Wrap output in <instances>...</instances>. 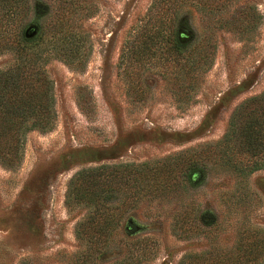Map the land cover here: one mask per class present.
Listing matches in <instances>:
<instances>
[{
	"label": "rangeland",
	"instance_id": "1",
	"mask_svg": "<svg viewBox=\"0 0 264 264\" xmlns=\"http://www.w3.org/2000/svg\"><path fill=\"white\" fill-rule=\"evenodd\" d=\"M62 1L20 0L13 24L23 38L28 27L38 28L27 41L53 81L56 119L50 131L26 134L17 167L0 164V264H178L201 253L205 262L194 264H219L236 259L224 254L235 252L245 229L263 246L264 264V169L239 179L212 158L197 182L182 176L183 159L220 141L233 110L264 92V0L184 11L187 50L176 66L159 50L141 61L128 51L151 0L80 3L72 24L83 56L66 64L50 35L46 43L39 38ZM252 7L263 18L254 29ZM227 21L249 31L240 34ZM14 46L1 49L0 69L11 63ZM142 164L161 169L136 187ZM101 165L123 171L108 206L122 215L109 225L103 254L80 256L87 240L76 229L92 209L67 201L68 184Z\"/></svg>",
	"mask_w": 264,
	"mask_h": 264
},
{
	"label": "trees",
	"instance_id": "2",
	"mask_svg": "<svg viewBox=\"0 0 264 264\" xmlns=\"http://www.w3.org/2000/svg\"><path fill=\"white\" fill-rule=\"evenodd\" d=\"M85 1L63 0L62 5L59 4L55 9V21L48 30L45 31L44 28L39 35L42 43H46L45 36L50 35L54 41L51 42L53 49L58 50L57 54L66 64L72 63L71 60L75 56L82 55L79 52L80 47L73 40L76 36H82L74 29L72 19L78 5ZM219 2L225 4L228 0H151L146 19L133 30L134 41L128 49L131 58L141 61L147 54L159 50L160 55L166 56L165 59L176 66L180 54L187 50L184 39H187L188 35L180 25L181 14L191 8L205 10V7L217 5ZM46 6V10L42 11L43 15L50 13L49 5ZM22 9L20 0H0V51L8 42L16 47L11 63L0 69V164L7 169H13L20 164L26 134L35 130L48 132L53 128L56 119L53 81L44 69V63L40 62L42 55L31 49L33 41H27L18 29L13 27ZM249 20L252 29L262 22V15L256 7H252ZM232 26L240 34L249 31L247 28L233 24ZM3 36L7 43L4 42ZM185 66L182 65V69ZM212 158L239 179L248 178L256 171L264 169V92L246 100L233 110L220 141L215 145H208L203 151L188 154L183 159L186 165L182 175L184 182H197L203 175V162L206 159L211 161ZM124 167L128 169L129 174L130 166ZM135 168L136 187L140 177L151 175L152 179H157L161 169L150 170L148 164ZM122 178H125L123 171L112 169L109 165H101L80 171L68 184L67 201L89 204L92 209L90 215L76 229V237L87 240L85 251L80 253V256L90 257L97 251L103 254L101 251L106 248L105 243L111 235L109 225L115 217L118 218V214L122 215L117 210L116 213L114 208L108 207L113 194L110 189L113 191L116 186L113 184L114 180ZM89 193L91 194L88 197ZM127 204L122 203L121 212ZM203 219L205 226L209 220L205 217ZM245 230L239 238L240 243L235 246V252L224 254L228 256L235 253L236 259H224L223 263L219 264H262L258 256L263 246L256 241L257 236L253 230ZM204 255H183L178 264H194L197 261L204 263Z\"/></svg>",
	"mask_w": 264,
	"mask_h": 264
},
{
	"label": "water",
	"instance_id": "3",
	"mask_svg": "<svg viewBox=\"0 0 264 264\" xmlns=\"http://www.w3.org/2000/svg\"><path fill=\"white\" fill-rule=\"evenodd\" d=\"M37 33H38V28L37 26L33 25L26 29L24 33V37L26 40H31L37 35Z\"/></svg>",
	"mask_w": 264,
	"mask_h": 264
}]
</instances>
